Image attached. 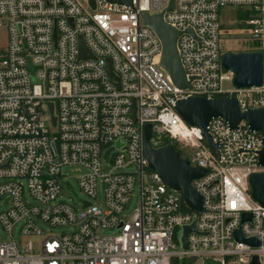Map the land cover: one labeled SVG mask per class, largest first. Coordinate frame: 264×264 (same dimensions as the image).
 <instances>
[{
    "label": "built area",
    "instance_id": "1",
    "mask_svg": "<svg viewBox=\"0 0 264 264\" xmlns=\"http://www.w3.org/2000/svg\"><path fill=\"white\" fill-rule=\"evenodd\" d=\"M172 1L165 13L171 0H131V8L94 0L93 11L87 0H0V28L6 32L0 46V198L6 204L0 227L8 235L0 236V264H249L253 256L261 262L264 208L250 197L248 182L264 172L260 134L244 122L231 130L212 119L207 132L216 153L201 129L181 120L175 105L190 97H235L242 112L264 107V0ZM227 7L248 13L241 24L251 52L262 54L259 88L223 87L233 80L221 65L219 11ZM158 14L180 34L176 50L191 79L187 89L173 86L160 63L161 42L142 22ZM79 37L91 58L79 59ZM147 124L151 142L164 135L191 167L207 171L191 182L201 198L199 212L149 170L143 151ZM70 166L84 171L77 184L88 198L85 208L83 202L76 209L61 201L51 205L60 195L61 168ZM99 183L104 197L96 204ZM136 185L138 203L121 217ZM244 213L251 214L250 222H241ZM20 223L23 238L40 241L19 244L13 230ZM39 223L72 230L44 236ZM192 224L183 249L182 229ZM236 230L259 246L236 242Z\"/></svg>",
    "mask_w": 264,
    "mask_h": 264
},
{
    "label": "water",
    "instance_id": "2",
    "mask_svg": "<svg viewBox=\"0 0 264 264\" xmlns=\"http://www.w3.org/2000/svg\"><path fill=\"white\" fill-rule=\"evenodd\" d=\"M90 9H95L94 0H87ZM108 4L124 6L131 8V0H106ZM173 1L171 0L165 13L171 12ZM143 24L148 27L160 40L162 53L160 63L162 68L168 74L174 87L178 89H187L189 81L185 77L181 62L176 50V41L179 32L172 29L163 21V14L154 16H143ZM187 34L193 36L190 30ZM55 35V32L53 33ZM79 59L91 58L88 49L85 47L81 37L78 39ZM29 71H35L29 64ZM221 65L224 71H229L233 75L232 86L236 90H250L259 88L262 85L263 78V58L259 52L226 53L221 58ZM106 68L111 76L113 73L109 61H106ZM32 81L34 79L32 78ZM52 125L55 124V118L52 115V104L48 105ZM134 110V106H133ZM175 111L181 120L190 127H196L203 131L208 148L218 153V146L214 144L208 135L207 126L212 119H222L231 130L238 128L241 122H244L250 131L260 134L262 139V148L258 152V164L264 168V107L256 110H247L242 112L235 97H220L207 100L201 97H190L180 100L175 105ZM134 118V113H133ZM143 151L144 158L149 170L156 173L161 183L171 191L181 193L186 206L194 212L201 210V198L191 186V182L203 178L207 171L199 167H191L189 161L182 158L172 145H166L161 148L151 146L153 137L151 124L145 125L144 129ZM56 154V152H55ZM250 197L253 201L264 208V172L251 175L249 177ZM89 204L83 202V208ZM251 221V214L241 215V222ZM194 224L185 226L182 229V247L186 249V236L194 232ZM233 238L240 244L257 248L259 243L256 239H246L240 230H236ZM229 258L225 257L224 263ZM202 264H219L212 260H205ZM249 264H261L258 257L253 256Z\"/></svg>",
    "mask_w": 264,
    "mask_h": 264
},
{
    "label": "rangeland",
    "instance_id": "3",
    "mask_svg": "<svg viewBox=\"0 0 264 264\" xmlns=\"http://www.w3.org/2000/svg\"><path fill=\"white\" fill-rule=\"evenodd\" d=\"M239 10L235 8H223L219 11V22H220V28H221V51L223 54L226 53H248L251 52L252 46L249 42V34L247 30L242 26L243 20L240 19ZM6 42V32L5 29L0 28V46L5 45ZM223 87L225 89L231 88L232 85L229 83L223 84ZM49 133L51 134L55 130L52 128H48ZM167 138L162 135L160 139L155 138L154 142H151L152 146H159L162 144V142L166 141ZM179 151V150H178ZM180 152V151H179ZM112 153V151L110 152ZM181 153V152H180ZM104 155V151H103ZM104 161V158L102 157V163ZM61 173L63 176L59 179V184L61 186V191L59 197L56 199L55 202H53L51 205H55L58 202H64L68 204L69 206L73 208H81L82 202L87 201V196L82 194L80 191L77 179L84 173L83 169L75 166L70 167H62ZM26 194V191H25ZM103 189L101 184H98L97 189V198L94 201V203H103ZM32 202V201H30ZM138 203V187L137 185L134 187L133 192L129 196V203L127 204L124 213L121 215V217L128 216L132 213L134 208L136 207ZM6 204L3 199L0 198V213L4 210ZM40 228L44 231V236L48 235H59L62 233H69L72 228H50L49 226L45 224L39 223ZM22 227V223L17 225L13 230V237L16 241L20 243H26V242H34L35 244L40 241L41 238H35V237H25L23 238L20 234V229ZM116 233L115 231H104V235H113ZM0 236L3 239H7L8 235L3 232V230L0 227ZM188 264H202L201 259L193 260L191 262H187ZM261 264H264V257L261 259Z\"/></svg>",
    "mask_w": 264,
    "mask_h": 264
},
{
    "label": "trees",
    "instance_id": "4",
    "mask_svg": "<svg viewBox=\"0 0 264 264\" xmlns=\"http://www.w3.org/2000/svg\"><path fill=\"white\" fill-rule=\"evenodd\" d=\"M247 16H248V13L240 12L239 17L241 20H245L247 18ZM169 143H170V141L167 139L166 141L162 142V144L160 146H165V145H168ZM176 151L178 153H180L177 148H176ZM191 261H193V260H180L179 261L177 259H174L171 261V264H188L187 262H191Z\"/></svg>",
    "mask_w": 264,
    "mask_h": 264
}]
</instances>
